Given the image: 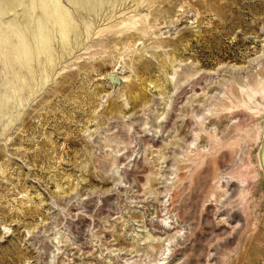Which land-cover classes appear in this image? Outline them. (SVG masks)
Listing matches in <instances>:
<instances>
[{"label": "rangeland", "instance_id": "374dc122", "mask_svg": "<svg viewBox=\"0 0 264 264\" xmlns=\"http://www.w3.org/2000/svg\"><path fill=\"white\" fill-rule=\"evenodd\" d=\"M43 1L0 0V264H264V0Z\"/></svg>", "mask_w": 264, "mask_h": 264}, {"label": "bare ground", "instance_id": "6f19581e", "mask_svg": "<svg viewBox=\"0 0 264 264\" xmlns=\"http://www.w3.org/2000/svg\"><path fill=\"white\" fill-rule=\"evenodd\" d=\"M4 2H9L8 4L9 5H20L21 3L27 1V0H3ZM40 2H43L42 5L44 4V1L42 0H35V3L33 5V12L32 13H28V12H25L26 14H24L25 16V22L23 24V28H25L27 31H36L37 30V27L38 26V23H37V18L38 17H41L44 19V22L49 24V20L50 19V12H51V9L50 8H38L36 7V3H40ZM38 11V13H37ZM51 24V23H50ZM51 27V26H50ZM53 27V26H52ZM40 28H43V29H46L45 27H40ZM31 29V30H30ZM17 62V61H16Z\"/></svg>", "mask_w": 264, "mask_h": 264}]
</instances>
